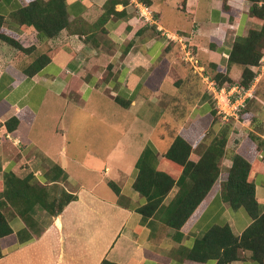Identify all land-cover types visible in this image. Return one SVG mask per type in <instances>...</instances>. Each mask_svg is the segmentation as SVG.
I'll list each match as a JSON object with an SVG mask.
<instances>
[{"label": "crops", "instance_id": "0c3cea01", "mask_svg": "<svg viewBox=\"0 0 264 264\" xmlns=\"http://www.w3.org/2000/svg\"><path fill=\"white\" fill-rule=\"evenodd\" d=\"M30 1L0 0L4 29L31 49L23 53L0 42V184L13 173L28 183L19 188L33 187L43 204L63 191L76 200L55 217L44 206H32L26 214L32 225L16 208L5 206L13 234L1 241L0 264H217L188 258L196 241L224 226L240 237L254 222L245 208L232 209L224 201L225 180H217L178 237L160 218L146 219L138 212L146 201L134 189L136 165L146 148L159 162L177 136L194 150L201 148L212 125L207 115L213 108L206 100L207 91L214 95L212 77L224 72L239 84L242 67L228 66L233 44L263 24L250 15L251 3L65 0L69 24L48 39L16 17ZM39 59L49 60L29 76L27 68ZM252 70L257 77L247 105L260 106L252 108L257 118L249 129L264 139V96L255 94L264 56ZM187 102L192 112L181 125L163 124V116L156 119L152 113L164 108L176 120ZM14 118L18 127L8 130L6 123ZM43 122L52 128L35 130ZM229 147L230 142L222 164L230 168L236 152L252 165L261 216L264 153L249 135L234 151ZM201 154L194 151L190 159L198 161ZM158 169L176 179L181 174L161 162ZM178 190H172L166 205ZM231 264L257 263L250 251H242Z\"/></svg>", "mask_w": 264, "mask_h": 264}, {"label": "trees", "instance_id": "16d2710c", "mask_svg": "<svg viewBox=\"0 0 264 264\" xmlns=\"http://www.w3.org/2000/svg\"><path fill=\"white\" fill-rule=\"evenodd\" d=\"M247 1L251 3L250 15L263 24L260 29H252L246 37L238 38L234 42L228 61V66L242 67L239 84L246 89L252 86L257 77L252 67H258L264 56V0ZM16 17L21 24L35 28L38 35L48 39L56 38L69 24L65 0L48 2L32 0L27 7L16 14ZM0 42L23 53L31 51L24 49L17 41V37L4 29L2 16H0ZM48 60L35 61L27 68V74L34 75ZM212 78L219 87L235 85L234 80L224 72H217ZM246 107L241 114L247 109ZM216 113L215 110H211L214 118L211 126L217 123ZM247 115L248 113H245L244 116ZM250 116L247 121L252 118ZM18 124V120L14 118L6 123V127L13 131ZM229 133L228 125L222 130L221 135L212 140L198 161L190 159L195 147L177 136L159 162L169 166L173 171L180 172L178 179L171 173L158 169L159 162L156 155L146 148L136 165L139 174L134 189L146 201L138 212L146 219L160 218L168 227L176 231L178 237H181L180 230L221 175ZM250 138L257 144L258 150L264 153V139L254 133L250 134ZM230 160L232 165L228 170L227 179L222 182L223 199L232 209L245 208L254 222L240 237L235 236L229 226L213 228L196 241L188 258L203 263L216 260L217 264H231L239 260L242 251H250L252 259L257 264H264V214L260 216L258 213L255 186L250 180L252 165L236 152H233ZM25 185L28 186L27 181L18 179L13 173L5 174L4 181L0 184V258L2 239L13 234L7 214L4 212L5 206L16 208L19 215L26 220V214L32 206L37 204L44 206L51 216L55 217L76 200L74 195L63 191L58 197L52 196L50 202H46L45 199L43 204L41 194L39 195L33 187L19 188ZM109 185L117 194L120 193L114 183L110 182ZM175 187L179 188L178 193L166 205L165 200ZM101 264L115 263L104 260Z\"/></svg>", "mask_w": 264, "mask_h": 264}, {"label": "rangeland", "instance_id": "374dc122", "mask_svg": "<svg viewBox=\"0 0 264 264\" xmlns=\"http://www.w3.org/2000/svg\"><path fill=\"white\" fill-rule=\"evenodd\" d=\"M168 25L170 26L171 24L168 23ZM199 75L198 71L196 72V76ZM257 76V75H256ZM255 82V81H254ZM253 82V83H254ZM207 91V90H206ZM256 91V96L261 97L264 96V76L263 78L259 77L258 75V81H257V86L255 88ZM197 98H200V96H196L195 99L197 100ZM194 99V100H195ZM206 100L209 101L210 105L212 106L213 110H215L216 113V120L217 123L214 124L213 126L210 127V129L208 130V133H206V135L202 136L201 140H200V149H196L194 150L195 152H199V154L203 153L202 151L208 147V145L212 142V140L221 135L222 130L226 127V126H230V133H229V137L228 140L230 142V147L229 149L234 151L235 146L240 143V141L246 137V135L252 134L253 132L250 131V127L251 125L254 123V121L256 120V115H253L251 112H253V109H257L259 105V103L257 102H252V103H248L247 105V109L243 111V113L240 115L239 119H235L234 117H230L228 119H224V116L222 114L219 113L221 107L224 109L225 107V100L222 97L216 98L215 95L210 94L208 91L206 92ZM151 108H155L154 106L150 105ZM183 109L180 108L179 110V116L178 119L174 120L172 119V114L170 113H165L164 108L162 109H158L157 111H153V115L155 116L156 119H158L159 116H163L162 118V123L163 124H168L169 126H174V125H181L184 124L188 118V116L190 115V112H192V105L190 102H187L185 104H183L181 106ZM152 110V109H151ZM189 111V112H188ZM245 113H248V115L250 116V120H246L249 116L245 115ZM251 113V114H250ZM175 114V113H174ZM208 119L210 121H213V116L212 115H207ZM156 119H153L152 123L155 122ZM52 125L47 123V122H43L40 126H36L35 130H42V129H51ZM36 137V135L34 136ZM38 140V136L36 138ZM231 140V141H230ZM41 141L39 140V144L41 145L40 147H37L38 151H41V148L44 147V142L40 143ZM228 142V143H229ZM228 146V145H227ZM228 170L229 168H226V166H223L222 164V172L221 175L219 177V181H223L227 179V175H228ZM27 220V219H26ZM28 225H32V223H30L29 221H27Z\"/></svg>", "mask_w": 264, "mask_h": 264}, {"label": "built area", "instance_id": "2783aa9c", "mask_svg": "<svg viewBox=\"0 0 264 264\" xmlns=\"http://www.w3.org/2000/svg\"><path fill=\"white\" fill-rule=\"evenodd\" d=\"M211 86L215 97H222L225 100L226 108L221 107L219 113L224 116V119L234 117L238 120L240 113L246 107L247 100L252 97V89H246L240 84L218 88L214 82L211 83Z\"/></svg>", "mask_w": 264, "mask_h": 264}]
</instances>
